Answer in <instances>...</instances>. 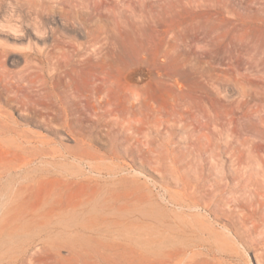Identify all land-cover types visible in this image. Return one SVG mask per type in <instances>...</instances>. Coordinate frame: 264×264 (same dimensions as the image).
<instances>
[{
	"label": "rangeland",
	"instance_id": "374dc122",
	"mask_svg": "<svg viewBox=\"0 0 264 264\" xmlns=\"http://www.w3.org/2000/svg\"><path fill=\"white\" fill-rule=\"evenodd\" d=\"M0 108L35 143H81L50 186L96 191V208L158 238L181 219L173 192L193 184L213 209L194 208L196 218H209L219 238L197 248L195 264H264V227L227 238L216 216L228 218L232 158L261 160L264 172V0H0ZM129 115L142 118L149 149L128 151L116 121ZM214 158L226 162L221 171ZM105 227L103 240H117ZM12 240L0 236V264L19 254ZM68 251L36 264L160 261Z\"/></svg>",
	"mask_w": 264,
	"mask_h": 264
},
{
	"label": "bare ground",
	"instance_id": "6f19581e",
	"mask_svg": "<svg viewBox=\"0 0 264 264\" xmlns=\"http://www.w3.org/2000/svg\"><path fill=\"white\" fill-rule=\"evenodd\" d=\"M136 101L133 106L139 108L142 103L140 96L136 97ZM2 112L3 110L0 112V236L8 234V238L13 239L12 242L19 238L21 244L19 254L9 264H36L38 255L53 252L59 256V251L64 247L69 248L71 256L89 255L95 262L96 257L110 263L125 255L143 259L144 256L150 259L149 256L153 255L160 258L159 264H195L193 257L199 252L197 248L209 249L208 244L212 238V241L219 240L218 232L213 233L217 230L215 231L209 218H196L194 208L202 206L210 211L213 209L209 202L198 197L193 184L185 183L184 188H181L183 191L173 192L174 204L183 207L180 211L176 210L181 219L178 226L164 225L158 238H141L143 231L138 237L139 232L131 230L132 223L129 220H120L119 214L110 212L107 208H96V191L50 186L51 181L58 183L69 172L68 160L77 159L81 155V143L77 142L73 147L67 146L62 151L52 145L53 140L41 136V139L37 137L39 140L37 139L36 144L30 139V133L22 132L24 129L19 130V122L12 120L7 111ZM126 112L130 113L131 110L127 108ZM116 124L125 130L129 138L128 151L142 152L145 148L149 149L148 134L143 130L142 118L129 115L122 121H116ZM20 138L25 140H19ZM32 142L34 144L30 145ZM255 159L241 156L232 158L235 184L225 201L228 218L222 219L216 215L228 232L224 233L227 238L235 236L238 228L252 232L264 227V172L259 170L263 162ZM212 162L216 164L218 171L226 163L221 158H214ZM245 166L249 170L244 172ZM107 226L115 229L110 231L111 234H118L117 240L116 237H106L107 240H103L99 235V230ZM126 228L129 233H125ZM148 261H151L150 264L156 263L152 259Z\"/></svg>",
	"mask_w": 264,
	"mask_h": 264
}]
</instances>
